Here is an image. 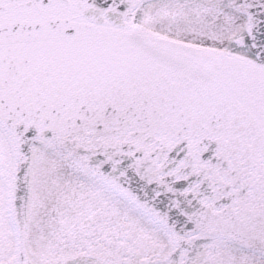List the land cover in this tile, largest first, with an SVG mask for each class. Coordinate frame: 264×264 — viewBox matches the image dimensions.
I'll return each mask as SVG.
<instances>
[{"label":"snow or ice","instance_id":"obj_1","mask_svg":"<svg viewBox=\"0 0 264 264\" xmlns=\"http://www.w3.org/2000/svg\"><path fill=\"white\" fill-rule=\"evenodd\" d=\"M0 264H264V0H0Z\"/></svg>","mask_w":264,"mask_h":264}]
</instances>
